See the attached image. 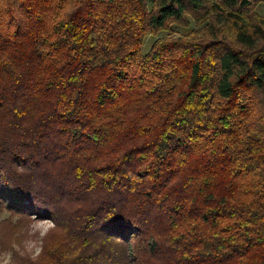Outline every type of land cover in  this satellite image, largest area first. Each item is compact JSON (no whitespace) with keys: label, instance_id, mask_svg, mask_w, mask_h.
<instances>
[{"label":"trees","instance_id":"1","mask_svg":"<svg viewBox=\"0 0 264 264\" xmlns=\"http://www.w3.org/2000/svg\"><path fill=\"white\" fill-rule=\"evenodd\" d=\"M263 2L0 0V210L54 222L21 264H264Z\"/></svg>","mask_w":264,"mask_h":264},{"label":"rangeland","instance_id":"2","mask_svg":"<svg viewBox=\"0 0 264 264\" xmlns=\"http://www.w3.org/2000/svg\"><path fill=\"white\" fill-rule=\"evenodd\" d=\"M249 13L264 17V2L256 5ZM201 25L195 23L194 27L197 28ZM157 38L152 35L148 37L146 51L151 48ZM53 228L54 222L49 219L38 220L34 216L30 221L24 217L13 215L5 208L0 210V264H21V258L37 259L40 257L44 239Z\"/></svg>","mask_w":264,"mask_h":264}]
</instances>
